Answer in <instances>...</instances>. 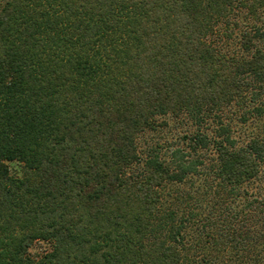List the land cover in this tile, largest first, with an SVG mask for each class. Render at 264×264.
Returning <instances> with one entry per match:
<instances>
[{"label": "trees", "instance_id": "obj_1", "mask_svg": "<svg viewBox=\"0 0 264 264\" xmlns=\"http://www.w3.org/2000/svg\"><path fill=\"white\" fill-rule=\"evenodd\" d=\"M0 264H264V0H0Z\"/></svg>", "mask_w": 264, "mask_h": 264}]
</instances>
